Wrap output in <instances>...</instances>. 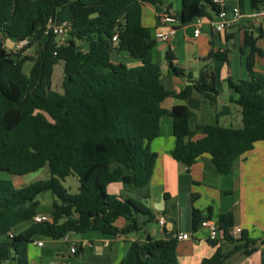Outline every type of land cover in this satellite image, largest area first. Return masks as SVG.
<instances>
[{
    "label": "trees",
    "instance_id": "obj_1",
    "mask_svg": "<svg viewBox=\"0 0 264 264\" xmlns=\"http://www.w3.org/2000/svg\"><path fill=\"white\" fill-rule=\"evenodd\" d=\"M164 0H0V171L24 175L47 165V179L16 187L9 178H0V261L28 264L26 247L35 236L52 240L69 232L95 229L105 234H124L138 229V215L152 217V211L133 197L108 192L119 182L125 190L147 184L152 176L156 152L149 142L159 134L162 115L172 118L174 160L190 167L208 153L219 173H228L234 161L264 140V74L254 69L255 58L263 55L256 44L263 30H243L239 51L244 55L246 79H226L229 101L241 110L240 127L218 123L190 128L193 112L185 105L162 107L169 96L188 98L199 93L211 103L219 93L209 65L200 68L197 78L187 74V84L178 92L167 89L159 65L153 60L155 38L141 21L145 3ZM252 8L264 9V0H249ZM70 11L66 40L57 45L47 31V20L55 21L58 11ZM219 10L213 0H180V24L196 16L210 17ZM116 34L117 40L112 41ZM4 35L13 41L27 39L17 51L5 48ZM38 44L35 55L23 54L25 47ZM113 50L127 51L140 64L129 67L113 63ZM170 74L184 76L165 54ZM208 58L226 59V51L210 52ZM31 62L28 74L23 64ZM63 61L61 91L52 88L54 65ZM195 131L202 136L192 139ZM75 175L78 191L70 193L60 182ZM53 195L50 220L34 222L39 201L36 196ZM209 211V209H208ZM124 217L122 227L115 225ZM204 217V216H203ZM191 206L194 231L203 218ZM209 217V216H205ZM222 239L234 244L230 253L250 254L255 240L241 231L232 236L233 213L217 216ZM28 222L26 226H22ZM12 232V236L8 235ZM212 245L215 239H209ZM177 238L132 241L117 264H177ZM228 253L218 249L201 264H223Z\"/></svg>",
    "mask_w": 264,
    "mask_h": 264
},
{
    "label": "crops",
    "instance_id": "obj_2",
    "mask_svg": "<svg viewBox=\"0 0 264 264\" xmlns=\"http://www.w3.org/2000/svg\"><path fill=\"white\" fill-rule=\"evenodd\" d=\"M224 4L227 9L237 7L239 10L238 19L225 30L215 32L204 21L201 33L194 37L193 21L184 24L179 22L173 37L167 42L156 40L152 50L153 60L161 70L163 85L176 92L187 84V74L193 79L198 77L202 66L209 65L213 69L215 86L219 91L216 102L211 103L199 93L193 92L188 98L169 96L161 103L166 109H171L174 105L187 106L193 112L190 119V128L193 130L197 125L215 122L223 126L242 125L240 107L228 99L230 91L226 79L228 76L233 79L247 78L244 55L240 53L239 47L243 43V30L248 25L255 26V32L259 28L263 30L256 41L263 48V55L256 56L254 69L264 74V9L261 6L252 8L249 0H224ZM166 9L180 18L179 0L142 5L141 21L150 28L152 34L155 30L166 27L158 20V14ZM215 15L216 13L212 14L210 18ZM56 21L69 24L70 15L68 17V13L60 9ZM167 50L173 56L172 63L182 69L184 76L169 73L165 57ZM223 50L226 51V59L208 58L210 52ZM111 61L121 62L129 67L140 64L139 59L123 50H113ZM201 136L200 131H195L192 139ZM149 146L156 152L149 182L129 190H125L121 183L113 182L107 189L110 193L141 201L151 209L152 217L149 219L145 215H138V229L124 234H105L95 229L81 233L69 232L62 238L68 245L67 255H53L47 249L32 264H48L51 260L54 264H117L132 241L143 242L147 236L167 239L178 233H187L189 237L177 239V264H201L203 259L210 257L217 249L229 254L223 264H264V140L255 141L250 150L234 161L226 174L216 170L208 153L199 155L190 167L174 160L170 153L174 146L172 118L166 114L160 117L159 134L151 139ZM191 206L199 209L202 217L209 216L213 219L221 212L232 211L233 238L238 239L243 231L247 238L255 240V249L250 254L242 251L230 253L233 245L240 242L223 240L222 233L215 239L216 244L212 245L206 228L198 223L196 229L192 230ZM158 217H163L162 224L158 223ZM124 224L122 216L115 221L118 227ZM235 228L240 231L234 232ZM39 240L41 239H34V245ZM41 241L40 246L43 247L44 242ZM73 246L74 252L71 251ZM28 264H31L29 257Z\"/></svg>",
    "mask_w": 264,
    "mask_h": 264
},
{
    "label": "built area",
    "instance_id": "obj_3",
    "mask_svg": "<svg viewBox=\"0 0 264 264\" xmlns=\"http://www.w3.org/2000/svg\"><path fill=\"white\" fill-rule=\"evenodd\" d=\"M215 4L219 6V10L216 12L215 17H204V16H196L192 21L194 24L193 29V36L197 37L201 33L202 25L204 21H207L209 25L211 26L212 30L215 32H221L231 26L239 17V10L237 7H231L230 9H227L224 4V0H213ZM158 20L161 24L165 25L166 27L163 29H157L155 30L153 36L155 40L160 41H169L176 29L177 24L179 23V19L176 17V15L166 9L158 14ZM69 27V24L65 23H58L56 20L54 21L53 18H48L47 20V31L51 32L54 35L55 42L57 45H60L65 42L66 40V30ZM117 40V35L114 34L112 36V41ZM28 43L27 39H22L14 42V46L17 48H22L26 46ZM49 215L45 214H36L33 216L34 222H42L50 220ZM157 221L159 224H162L164 219L163 217H158ZM199 225L201 227H204L208 231V238L209 239H216L219 234L221 233V230L218 225V220L213 219L211 217H204L200 220ZM239 228H235L234 232H239ZM8 235L12 236V232L8 231ZM177 239H187L189 235L187 233H178L174 235ZM38 246L42 245V241L39 240L36 242ZM75 247H71V251L74 252Z\"/></svg>",
    "mask_w": 264,
    "mask_h": 264
},
{
    "label": "rangeland",
    "instance_id": "obj_4",
    "mask_svg": "<svg viewBox=\"0 0 264 264\" xmlns=\"http://www.w3.org/2000/svg\"><path fill=\"white\" fill-rule=\"evenodd\" d=\"M174 1V0H172ZM180 1V0H179ZM63 11H66L68 13V17L70 15V11L68 7H65L61 9ZM62 16V14H61ZM5 48L9 51H17L20 48H17L14 46L13 40L10 38L5 37L2 35ZM38 49V44L35 43L29 47H25V50L23 54L26 55H35L36 51ZM31 67V62L26 61L23 64V72L25 74H28L29 69ZM63 77V61H59L57 64L54 65L53 74H52V87L56 90H61V80ZM220 83V82H219ZM192 124V122H191ZM50 176L49 170L47 165L43 166L42 168H39L36 171H32L29 173H26L24 175H11L9 173L0 171V178H9L12 180L13 184L16 187L23 186L31 181H36L39 179H47ZM61 184L70 192V193H76L78 191V181L75 175H67L64 178L60 179ZM36 199L39 201V205L37 206V211L49 215L50 209H51V202L53 200V195L50 191H45L36 196ZM28 222H24L22 226H26ZM40 238L44 242V246H37L34 245V241L29 243L26 247L27 256L29 257V262L32 264L34 259H37L39 255H41L42 252H44L47 249H50L51 252H53V255H56V253H61L60 255H67L68 252V245L65 244L62 241V238L55 240L54 242L50 238L46 237H39L35 236V240ZM57 251V252H56ZM61 251V252H60ZM9 261H0V264H8ZM48 264H54V262L51 260L48 262Z\"/></svg>",
    "mask_w": 264,
    "mask_h": 264
}]
</instances>
